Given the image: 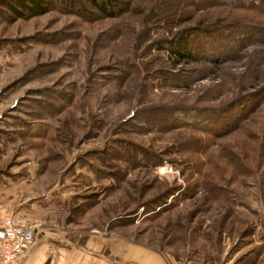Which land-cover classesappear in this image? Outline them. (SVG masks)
I'll return each instance as SVG.
<instances>
[{
	"label": "rangeland",
	"instance_id": "374dc122",
	"mask_svg": "<svg viewBox=\"0 0 264 264\" xmlns=\"http://www.w3.org/2000/svg\"><path fill=\"white\" fill-rule=\"evenodd\" d=\"M154 1L115 18H17L0 0V220L35 222L39 245L19 264H114L128 243L166 264H264V100L202 116L263 84L264 13L161 0L168 31ZM233 19L262 31L217 64L171 68L151 44Z\"/></svg>",
	"mask_w": 264,
	"mask_h": 264
},
{
	"label": "trees",
	"instance_id": "16d2710c",
	"mask_svg": "<svg viewBox=\"0 0 264 264\" xmlns=\"http://www.w3.org/2000/svg\"><path fill=\"white\" fill-rule=\"evenodd\" d=\"M7 4V12L11 17H28L41 14L50 9L68 11L79 16L88 18H115L127 12L129 5L133 0H11ZM211 2L212 4L229 5L233 8H253L259 7V11L264 13V0H203V2ZM136 11V10H135ZM161 0H155L148 12H153V19L164 26L168 31L175 24L174 11L170 13L163 12ZM137 13L139 11H136ZM163 12V13H162ZM255 31L260 34L262 29L254 28L245 21V19H233L228 23L218 26L206 27L195 26L178 29L171 33V37L163 39H155L151 41L152 46L163 50L165 60L169 66L195 64L203 61L220 63L232 56L237 51L243 40L247 37L245 33ZM241 36V37H240ZM246 36V37H245ZM203 72L202 69H186V76L192 73ZM204 74V73H203ZM202 74V75H203ZM169 73L165 78H169ZM176 77V75H172ZM185 76V80L187 77ZM177 78V77H176ZM184 77H178V81H183ZM250 80L247 86L253 88L260 81L257 74H250L247 80ZM240 88H246V84H242ZM264 100V81L263 84L251 93L237 95L224 106H218L210 109L209 113H204L205 120L211 122L216 112L222 110L223 113L232 112L236 105L243 107V110L250 111L251 108L258 106ZM227 109V110H226ZM237 114V113H236ZM234 114L232 118L238 116ZM239 114V113H238Z\"/></svg>",
	"mask_w": 264,
	"mask_h": 264
},
{
	"label": "built area",
	"instance_id": "2783aa9c",
	"mask_svg": "<svg viewBox=\"0 0 264 264\" xmlns=\"http://www.w3.org/2000/svg\"><path fill=\"white\" fill-rule=\"evenodd\" d=\"M36 230L37 224L27 218L11 215L2 218L0 264H19L31 249Z\"/></svg>",
	"mask_w": 264,
	"mask_h": 264
},
{
	"label": "crops",
	"instance_id": "0c3cea01",
	"mask_svg": "<svg viewBox=\"0 0 264 264\" xmlns=\"http://www.w3.org/2000/svg\"><path fill=\"white\" fill-rule=\"evenodd\" d=\"M71 245L73 246V252L76 253L77 251L75 249V245L73 244ZM37 247H35V245L31 246L32 252H30L29 257H31V255L37 249ZM116 252L120 257V260L117 262L115 261L114 264H166L164 258L157 251L148 249L142 245H138L134 243H128L122 245V247H120V251H116ZM29 257L25 260L24 264H26V262L27 264H33L34 261H32V259L29 260L30 259ZM81 260L76 261L75 264H86V257H82ZM99 264H112V262L109 259H105V257L102 258L100 257Z\"/></svg>",
	"mask_w": 264,
	"mask_h": 264
}]
</instances>
